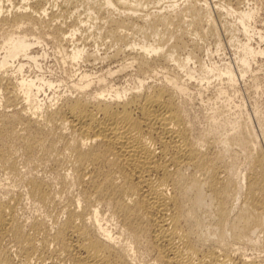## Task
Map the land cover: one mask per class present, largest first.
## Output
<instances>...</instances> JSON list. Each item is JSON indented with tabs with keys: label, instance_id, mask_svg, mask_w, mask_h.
<instances>
[{
	"label": "bare ground",
	"instance_id": "obj_1",
	"mask_svg": "<svg viewBox=\"0 0 264 264\" xmlns=\"http://www.w3.org/2000/svg\"><path fill=\"white\" fill-rule=\"evenodd\" d=\"M48 1L0 0V106H13L0 109V264H264L245 251L264 249V135L226 115L237 73L205 64L222 101L199 126L194 76L172 67L184 66L174 52L216 30L207 0ZM225 1L250 68L264 27L244 0ZM51 51L65 76L25 72ZM254 117L264 129V111ZM16 143L53 162V180L22 170ZM24 196L45 212L24 219Z\"/></svg>",
	"mask_w": 264,
	"mask_h": 264
},
{
	"label": "rangeland",
	"instance_id": "obj_2",
	"mask_svg": "<svg viewBox=\"0 0 264 264\" xmlns=\"http://www.w3.org/2000/svg\"><path fill=\"white\" fill-rule=\"evenodd\" d=\"M15 1H18V3H20L23 0L22 1L15 0ZM171 1L172 0H162L161 2L167 5ZM175 1L183 5L187 3L188 0H175ZM48 2L51 3V5L56 3L55 0H49ZM200 2L205 3L204 0ZM207 2L209 4V8L216 22V26H215L216 30H208L207 32H203V39L199 40V46L189 45L188 49H181L174 52L176 58L179 60V63L181 62L184 66H179L177 62H172L173 70H177L184 78H188V75H186V73L188 72L193 74L194 77L189 80L191 84L190 92H192L193 94L191 96L192 99H190L191 102H189L190 104L189 108L190 111L192 110L191 115L194 113L193 115L195 116V121L197 117L196 123L198 124L199 122V124L203 123L205 125L207 123L206 121L208 120L207 118L209 116L208 114L212 113L213 111L212 108H214L217 104H220L222 99L218 97L216 98V96H213L212 94V92L214 93L215 89L221 85L219 84V79L217 78L215 73L207 72L206 67L204 66L205 64L207 65L210 62H218L219 65H222L224 62L231 61L233 68L237 73V81H236V85H234V87L229 89V92L231 93V102H230V106H228L230 110L227 112L226 115H228L230 119H233V121L240 116H242L241 119H245L244 117H246V119L248 118L249 121L253 123L252 125L254 127L256 126L255 130L257 134L259 132L260 136L258 134V137H261V141H262L263 140L262 136L264 135L263 133L264 129H259L261 128V125L257 121V118L254 117V115H256V110L264 111V53L259 52L256 55L254 54L250 55L252 56L250 68H248V65H242V63L237 59L238 56V54H236L237 42L234 40V38H232V34L234 32L230 30L232 28V25L234 24L235 18L233 15L226 13V9H225V6L228 5V2L225 0H207ZM148 4L149 6H151L153 2H150ZM240 7L255 9L257 14L254 17L253 21L256 22L258 28L264 27V0H244L240 4ZM85 8H87V10L84 9L83 6H81L80 18H82L83 21H86L87 19L92 20L93 17L88 18V16L86 15V13L92 9H89L88 6H85ZM68 19L71 18L69 17ZM91 36L93 35H89V33L84 31L83 34L81 35L78 34L79 37L78 39H80V42H82L85 38H87V42H89L88 46H90L93 41V37ZM83 37L85 38L83 39ZM251 42L252 45L256 48V50H260V48L264 49V38H262L259 33H256L254 34V36H252ZM49 46H52V44H50ZM52 48L53 46L50 47V50H52ZM35 49L38 50L40 53L43 51L42 46H38ZM189 55L190 58L188 59L187 57ZM21 58L23 59L25 57H21ZM41 62L43 65L41 69H38L35 66H31V67H27L25 72L31 75L34 73L36 74L43 73L44 75L52 79H59L66 75L61 60L58 59L56 55H54L53 51H51V53L48 55L46 59H41ZM98 63L99 62L95 63L93 66L91 65L92 67L90 66V68L92 69L95 68L94 71L101 69L102 67L104 68V71L107 70L106 69L107 67L105 68L102 64H98ZM87 68H89V66ZM127 78L129 77L127 76ZM127 78L120 77L119 81L123 80L122 82H126ZM257 79L259 81V84L257 83ZM201 88H202L201 91L202 93H199ZM48 93H52V92H48ZM209 96L214 98L210 99ZM12 108L13 106L8 105L6 103L0 106L1 110L5 109L11 111ZM206 112L209 113L207 114ZM195 114H197V116ZM248 115H251V118ZM252 117L255 119H253ZM203 124L199 126H203ZM262 128L264 127L262 126ZM15 145L17 148L16 154L18 156L19 164L22 170L24 171L32 170V172L37 173L46 179L48 178V180L49 179L51 180V178L54 177V175L56 174L55 166L53 162L51 163L50 161L47 160L45 161V159L43 160L41 158V151L36 152L35 154L36 158L30 159L26 157L23 146L21 144L16 143ZM4 178L6 179V175L4 171L0 168L1 183L3 182L5 183L6 181H9V180H4ZM21 188L22 187H19L18 189V187H16L15 189L16 190L25 189L24 187L22 189ZM22 203L23 204L21 205L20 213L22 214V216H25L23 217L24 219L26 218V216L32 218V215L35 216L34 215L35 213L41 211L45 212L44 210H42V208H40L41 209L40 210L38 207H36L35 206L36 204H34L31 199H28L27 196H24V200ZM63 216L65 217V215L61 213V217ZM28 218H26V220H31ZM109 224H111V222H109ZM261 234L262 235H260L261 236L260 238L264 239L263 236L264 232H262ZM263 243L264 240H262L261 244ZM248 246H247L248 248L245 247L246 253L252 254L253 256L255 255L259 257L260 256L264 257V249L261 248V245H258L257 247L253 246V248L251 245ZM258 247L260 249H258Z\"/></svg>",
	"mask_w": 264,
	"mask_h": 264
}]
</instances>
